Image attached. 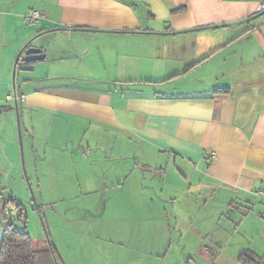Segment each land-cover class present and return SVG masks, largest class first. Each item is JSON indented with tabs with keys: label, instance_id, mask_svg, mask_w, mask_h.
I'll use <instances>...</instances> for the list:
<instances>
[{
	"label": "crops",
	"instance_id": "crops-1",
	"mask_svg": "<svg viewBox=\"0 0 264 264\" xmlns=\"http://www.w3.org/2000/svg\"><path fill=\"white\" fill-rule=\"evenodd\" d=\"M260 1L0 0V200L21 150L30 186L94 201L88 223L122 242L107 244L163 251L173 231L184 247L194 228L181 233L165 207L174 219L213 208L241 234L220 229V249L264 264ZM33 11L42 17L29 28ZM38 34L47 70L10 83ZM16 117L29 126L20 148Z\"/></svg>",
	"mask_w": 264,
	"mask_h": 264
},
{
	"label": "rangeland",
	"instance_id": "rangeland-1",
	"mask_svg": "<svg viewBox=\"0 0 264 264\" xmlns=\"http://www.w3.org/2000/svg\"><path fill=\"white\" fill-rule=\"evenodd\" d=\"M29 28L32 27L29 26ZM45 39L43 36L37 37L36 35L27 42H30V46L36 47L41 45ZM13 63L7 75L10 83L15 81L16 73L19 71L18 69L13 71ZM47 63L46 59L36 62L33 64L32 72H20V75L33 79L40 78L47 70ZM33 115L34 117L38 116ZM47 118L51 120L49 116ZM15 125L18 148H20V133L24 134L25 129L28 130L29 126L24 123V120L20 121L17 117ZM44 130L43 125L38 128L40 133H44ZM19 152L20 174L17 179L13 177L15 183L11 182L12 179H10L8 186L2 187V193L4 199L12 195L15 204L21 205L24 213L23 224H17L16 227L22 230L25 226L26 232L32 239L34 250L48 248L49 240L63 264H238L232 256L234 252L230 249L225 251L220 249V229L224 228L225 230L223 240L229 239V236H235L237 239L239 233L231 235L235 227L233 225L228 226L225 219L227 217H220L218 210L213 208L210 209L205 219V212L201 214L194 212L195 208L192 213L174 219L175 217H170L171 209L165 207V213L169 215V218H172L174 225L177 223L181 233L188 225L194 228V230L191 229L192 231L189 230L190 233L188 234L183 232L182 243L184 247L176 246V241L180 240V234L173 231H171L170 238L174 241V246L171 249L165 248L163 251L162 249L150 252H143L140 249L134 251L129 245L121 248L119 245L107 244L106 239L115 238V236H110L106 234L107 232L104 233L103 223L93 225L86 220L87 212L85 209H91L95 206L94 201L91 198H75L71 201L59 202L56 197H53L56 194V189L30 186L23 164L22 151L19 150ZM148 181L146 177L145 187L148 186ZM193 216H198L197 220ZM75 219L84 224H75L72 221ZM202 220L204 221L203 224ZM200 221L201 223H199ZM239 235L241 237V234ZM116 239L122 243L119 238L114 240ZM166 240H169L168 235H166ZM233 243H235L234 240Z\"/></svg>",
	"mask_w": 264,
	"mask_h": 264
},
{
	"label": "trees",
	"instance_id": "trees-1",
	"mask_svg": "<svg viewBox=\"0 0 264 264\" xmlns=\"http://www.w3.org/2000/svg\"><path fill=\"white\" fill-rule=\"evenodd\" d=\"M200 63L201 61L192 68ZM23 214V211L20 212L15 221L4 225L0 231V264H63L49 240L48 248L33 249L32 239L26 232L25 226L22 230L16 227L17 224H23ZM261 262V259H253L245 254L240 255L237 260L238 264H261Z\"/></svg>",
	"mask_w": 264,
	"mask_h": 264
},
{
	"label": "built area",
	"instance_id": "built-area-1",
	"mask_svg": "<svg viewBox=\"0 0 264 264\" xmlns=\"http://www.w3.org/2000/svg\"><path fill=\"white\" fill-rule=\"evenodd\" d=\"M264 10V0L260 1V11ZM42 17L39 12H30L27 16H25L24 20L29 26H34L37 24L38 20ZM14 98H16L14 96ZM10 99V98H8ZM2 108V103L0 102V110ZM209 156L212 157L213 154L209 153ZM255 197L258 199L264 198V189L258 190L254 193ZM20 212H22V208L20 205L15 204V199L12 195H9L7 199L0 202V231L3 226L6 224H10L19 216Z\"/></svg>",
	"mask_w": 264,
	"mask_h": 264
},
{
	"label": "water",
	"instance_id": "water-1",
	"mask_svg": "<svg viewBox=\"0 0 264 264\" xmlns=\"http://www.w3.org/2000/svg\"><path fill=\"white\" fill-rule=\"evenodd\" d=\"M41 35L42 34H38L37 37ZM44 59L45 55L42 49L32 47L30 46V42H26L14 59L13 71L18 69L22 72H32L34 69L33 64L43 61Z\"/></svg>",
	"mask_w": 264,
	"mask_h": 264
}]
</instances>
